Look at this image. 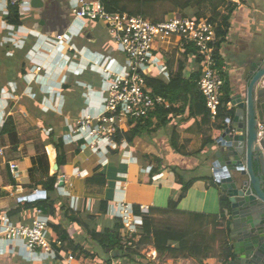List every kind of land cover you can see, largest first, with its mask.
<instances>
[{
	"label": "crops",
	"instance_id": "crops-1",
	"mask_svg": "<svg viewBox=\"0 0 264 264\" xmlns=\"http://www.w3.org/2000/svg\"><path fill=\"white\" fill-rule=\"evenodd\" d=\"M40 1V7L31 5L28 12L19 15L18 24L6 20L10 7L0 2V93L4 94H0V129L10 115L16 127V135L0 134V212L9 216L8 213L17 208L20 197L44 191L41 182L57 172L52 197L60 205L67 202L82 225L69 221L61 211L54 217L47 215L49 220L52 223L60 222L74 243L95 253L94 258L82 256L90 260L88 264L98 257L103 264L112 260L121 263L125 259L114 258L110 252L102 249L87 236L86 228L97 231L112 228L116 222L114 217L107 215L106 210L108 204L115 200L125 201L136 209L147 206L149 209L145 213L149 214L151 208H165L170 198L177 199L181 185L170 168L150 174L155 163L153 158L159 157L163 164L174 166L182 172L184 179L194 178L184 197L178 201V210L218 214L222 191L217 183L209 181V178L214 180L211 165L214 143L207 142L203 147L206 139L215 142L217 134L211 124L203 121L204 115L198 103L190 109L192 96L197 91L193 86L181 92L180 103L185 104L182 111L171 113L170 120L154 133L136 136L126 148L111 149L103 154L89 146L81 147L82 141H63L62 135L68 125L86 107L83 94L87 87L98 89L100 86V76L91 65L92 59L101 54L112 56L118 63H122L123 59L101 23L74 20L69 0ZM231 1L235 2L236 8L230 16L225 39L218 49L230 99L243 84L250 64L264 57V0ZM189 11L193 13V10ZM70 29L76 34L70 35ZM57 34L67 36L63 49L51 46L46 41ZM70 45L77 49L73 66L81 67L80 72L73 71L72 66L67 68V60L73 52L68 48ZM36 51H39L38 57L29 60L28 56ZM152 54L157 64L166 66L169 72L168 78L157 72L152 74L153 77L168 81L181 65L183 77L188 83L194 81L192 77L198 69L197 57L189 49L180 47L179 38L169 37L155 43ZM34 64H42L51 70V77H43L44 70L38 74L32 73ZM57 83H61L60 90L55 86L52 92L58 90L57 98L45 93L44 90L49 91L48 87ZM228 117L224 120V126L228 125ZM127 121L122 122L123 131L128 128ZM49 128L50 132H47ZM52 131L63 141L65 160L61 165H57L55 152L49 144ZM173 134L177 136V145L183 147L185 154L171 147ZM10 162L16 165L13 171L9 167ZM95 174L103 175L104 185L86 182ZM19 186L23 188L22 193L15 192ZM71 200L74 207L70 205ZM103 202L106 203L105 209ZM141 214L137 213L140 225ZM35 215L36 209L31 208L9 218L16 225H29ZM151 216L160 218L163 215L153 213ZM96 245L102 249L101 257L96 254ZM144 247L142 257H136L135 261L127 264H199L190 257L172 259L158 256L151 245ZM64 248L70 251L67 245ZM147 251H154L156 257H148L145 255ZM217 263L216 258H208L201 264ZM0 264L38 263L26 261L19 252H2Z\"/></svg>",
	"mask_w": 264,
	"mask_h": 264
},
{
	"label": "built area",
	"instance_id": "built-area-1",
	"mask_svg": "<svg viewBox=\"0 0 264 264\" xmlns=\"http://www.w3.org/2000/svg\"><path fill=\"white\" fill-rule=\"evenodd\" d=\"M2 1L9 7H16L18 15H24L32 8L31 0H0ZM69 3L74 20L101 23L106 28L123 61L118 63L112 56L103 54L92 59L91 65L100 76V86L98 89L87 87L83 94L86 107L68 125L62 135L64 142L82 141L81 147L89 146L95 152L103 154L111 149L126 148L128 143L124 139L120 143L115 141L116 132L123 130V121L130 117L146 119L154 108L169 107L168 99L148 90L146 82L154 72L162 77H169L166 66L157 64L152 54L155 43L163 42L169 37L179 38L181 48L192 45L196 49V54L200 57L197 88L203 97L210 120L217 121L224 79L216 63L215 23L205 17L191 18L177 14H170L161 21L153 22L140 15L108 12L101 0H69ZM68 31L70 35L76 34L72 29ZM66 37V34H57L46 41L51 46L63 49ZM68 48L73 52L69 56L70 60H67V68L72 66L73 71H82L81 67L73 66L77 49L73 45ZM38 54L39 51H36L28 59L33 60ZM41 70H44L43 77H51V70H47L42 64L31 67L34 74ZM54 87L60 90L61 83L53 84L48 87L49 91H44L57 98L55 96L58 90L52 93ZM226 107L231 108L230 101ZM46 131L50 132V128ZM9 167L13 171L16 165L10 162ZM214 181L216 182L215 178ZM15 192L22 193L23 188L19 186L15 188ZM70 205L74 207L73 200ZM148 209L147 206H138L135 209L122 200L108 204L107 215L118 218L121 222L120 245L124 248L136 247L140 237L137 213L144 214ZM0 240L3 242L0 253L19 252L29 262L87 264L84 257H76L71 251H65L63 242L51 237L49 217L38 208L29 225H16L6 213L0 212ZM144 248L140 254L145 253ZM146 255L152 259L156 257L154 251H147ZM107 264L116 262L112 260Z\"/></svg>",
	"mask_w": 264,
	"mask_h": 264
},
{
	"label": "trees",
	"instance_id": "trees-1",
	"mask_svg": "<svg viewBox=\"0 0 264 264\" xmlns=\"http://www.w3.org/2000/svg\"><path fill=\"white\" fill-rule=\"evenodd\" d=\"M105 9L108 12H122L131 15H140L153 22L163 20L170 14H177L191 18H208L209 21L216 24V40L214 49L216 54V63L221 69V59L218 55V49L224 41L229 28V20L232 12L236 8L235 2L231 0H101ZM189 10H193L191 13ZM10 14L6 16V20L12 24L20 23L19 15L16 7H10ZM191 53L196 55L198 69L193 74L194 81L188 83L183 77L182 66L180 65L177 72L171 74L168 81H164L157 77H148L146 79L147 88L154 94H159L168 99L169 107L154 108L149 117L146 119H135L130 117L127 121V130H118L115 134V141L120 143L124 139L128 144L132 143L136 136L144 134H152L158 128L165 125L170 120V114L180 112L184 109L185 104L180 103L181 92H186L191 86L195 87V96H192V109L195 103L200 106L203 121L211 124L214 132L219 135L224 129V120L231 115V110L227 109L226 105L230 101L229 88L226 82L222 87V95L220 98V107L218 109L217 121L212 122L209 117V112L205 107L203 97L197 88V80L200 75L199 61L200 57L196 54V49L192 45H187ZM222 77L225 73L221 70ZM7 133L16 135V127L13 116H8L4 120L0 134ZM214 143L213 139H206L205 143ZM171 147L177 151H183V147L177 145V136L173 134L170 138ZM51 148L55 152V161L57 165H61L65 160V151L63 141L60 136L52 131L50 133ZM155 163L152 165L150 174L159 172L164 168H170L176 176L177 182L181 185L180 193L177 199L170 198L165 208H151L149 214H142V223L139 226V240L136 247L124 248L120 245L119 231L122 227L118 218L115 219V225L112 228H106L103 231L89 230L86 228L87 236L97 243L102 249L110 252L114 258H123L125 261L116 264H127L135 261L136 257H142L141 249L146 245H151L158 256H166L172 259L178 258H193L201 264L203 260L208 258H216L219 263L226 264L232 257L233 253L229 247V228L227 216L230 211L228 198L224 193L219 197V212L218 214H205L199 212L181 211L177 209L178 201L184 197L188 188L194 181V178L189 180L184 179L182 172L174 166L163 164L162 159L154 157ZM213 183V178H209ZM87 183L104 185V177L102 174H95L87 179ZM215 182V181H214ZM216 183V182H215ZM57 184V172L48 176L41 182L42 188L46 196L33 201L21 200L15 210L10 211L9 216L19 213L23 210L38 208L49 217L57 215L61 211L63 215L71 222L82 225V221L75 216V213L69 208L67 202L58 204L57 200L52 197V192ZM106 203L103 202V209ZM136 209V208H135ZM153 213L163 215L160 218L151 216ZM51 227V237L59 239L76 257L84 256L94 258L95 253L87 251L83 245L74 243L70 239L67 230H65L60 222L52 223L49 220ZM66 249V248H64Z\"/></svg>",
	"mask_w": 264,
	"mask_h": 264
},
{
	"label": "water",
	"instance_id": "water-1",
	"mask_svg": "<svg viewBox=\"0 0 264 264\" xmlns=\"http://www.w3.org/2000/svg\"><path fill=\"white\" fill-rule=\"evenodd\" d=\"M40 7V0H31ZM264 57L254 60L243 84L231 96V115L216 136L212 173L228 198L229 247L226 264H264ZM56 167V166H55ZM46 196L37 191L18 199Z\"/></svg>",
	"mask_w": 264,
	"mask_h": 264
},
{
	"label": "rangeland",
	"instance_id": "rangeland-1",
	"mask_svg": "<svg viewBox=\"0 0 264 264\" xmlns=\"http://www.w3.org/2000/svg\"><path fill=\"white\" fill-rule=\"evenodd\" d=\"M95 249H96L95 251H97L96 254L99 255V256L101 257V256H102V253H103V252H102V249H101L98 245L95 246ZM145 255H146V254H145ZM98 260H99V262H100V263H98V264H103V262L100 261L101 258H99V257L97 258V260H94V261H95V262H98ZM89 261H90V260H88V261L86 260V262H89ZM94 261L92 262V264H96ZM87 264H88V263H87Z\"/></svg>",
	"mask_w": 264,
	"mask_h": 264
}]
</instances>
